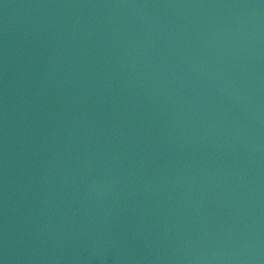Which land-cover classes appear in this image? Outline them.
Listing matches in <instances>:
<instances>
[{
  "label": "water",
  "instance_id": "1",
  "mask_svg": "<svg viewBox=\"0 0 264 264\" xmlns=\"http://www.w3.org/2000/svg\"><path fill=\"white\" fill-rule=\"evenodd\" d=\"M0 264H264V0H0Z\"/></svg>",
  "mask_w": 264,
  "mask_h": 264
}]
</instances>
